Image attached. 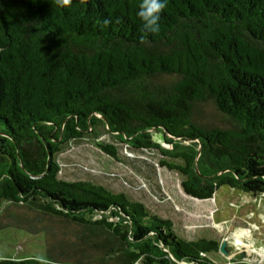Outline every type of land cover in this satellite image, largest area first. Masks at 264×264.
I'll list each match as a JSON object with an SVG mask.
<instances>
[{
  "label": "trees",
  "instance_id": "trees-1",
  "mask_svg": "<svg viewBox=\"0 0 264 264\" xmlns=\"http://www.w3.org/2000/svg\"><path fill=\"white\" fill-rule=\"evenodd\" d=\"M139 3L0 0V227L41 233L52 264H248L217 263L216 240L178 235L123 193L58 178L59 152L103 124L156 150L194 199L264 194V0H167L147 35ZM203 105L227 125L202 122Z\"/></svg>",
  "mask_w": 264,
  "mask_h": 264
},
{
  "label": "rangeland",
  "instance_id": "rangeland-1",
  "mask_svg": "<svg viewBox=\"0 0 264 264\" xmlns=\"http://www.w3.org/2000/svg\"><path fill=\"white\" fill-rule=\"evenodd\" d=\"M197 115L204 123L227 125L210 105L201 106ZM152 139L165 148L169 147L162 136L153 131ZM97 143L113 145L118 159L103 153ZM56 159L60 166L58 178L63 181H90L113 193H123L130 200L142 203L157 216L170 219L176 233L188 240L207 238L219 244L227 242L225 250L228 253L211 255L217 263L235 260L264 264V259L259 260L260 257L245 248L239 250L231 242L235 228L244 224L252 228L255 244L264 247V211H259V205L264 204V201L252 195L246 199L242 192L228 187L219 188L208 200L191 198L182 190L181 175L159 165V161L164 158L156 150L132 149L118 141L116 135L107 131L103 124H99L92 134L66 145ZM259 197L264 198L263 195ZM249 211L253 213L247 215ZM221 218L227 221L226 224L222 223L224 227L221 230L211 226L212 221L219 222ZM0 223L9 222L3 219ZM251 223L257 226H251ZM54 230L57 235H62L69 234L72 229L64 223H55ZM64 237L70 238L69 235ZM45 240L41 233L31 234L16 225L9 228L1 226L0 255L14 258L44 255ZM241 253H244L243 257Z\"/></svg>",
  "mask_w": 264,
  "mask_h": 264
},
{
  "label": "clouds",
  "instance_id": "clouds-1",
  "mask_svg": "<svg viewBox=\"0 0 264 264\" xmlns=\"http://www.w3.org/2000/svg\"><path fill=\"white\" fill-rule=\"evenodd\" d=\"M62 2L67 4L70 0H62ZM166 6L167 0H140L136 15L140 19L142 30L146 35L159 33L161 13ZM103 24L107 27L110 21L104 20ZM34 259L37 264H52V261L43 255L36 256ZM178 264H181V262H178Z\"/></svg>",
  "mask_w": 264,
  "mask_h": 264
},
{
  "label": "bare ground",
  "instance_id": "bare-ground-1",
  "mask_svg": "<svg viewBox=\"0 0 264 264\" xmlns=\"http://www.w3.org/2000/svg\"><path fill=\"white\" fill-rule=\"evenodd\" d=\"M214 226L220 230L222 227H224L223 224H214ZM231 242L239 250L245 248L249 253H254V256H257L258 258L260 257L259 260L264 259V247L260 244H255V241L252 239L251 233L248 230H244L243 228H235L232 233Z\"/></svg>",
  "mask_w": 264,
  "mask_h": 264
},
{
  "label": "crops",
  "instance_id": "crops-1",
  "mask_svg": "<svg viewBox=\"0 0 264 264\" xmlns=\"http://www.w3.org/2000/svg\"><path fill=\"white\" fill-rule=\"evenodd\" d=\"M239 192V191H238ZM241 192V191H240ZM243 193V192H242ZM244 194V197L246 198V199H248V196H249V194H246V193H243ZM253 197H255V196H253ZM255 199H259V200H262V201H264V198L262 197H259V196H256L255 197ZM245 200V199H244ZM259 211H264V204H260L259 205ZM213 212V211H212ZM251 213H253L252 211H249V212H247V215H250ZM223 220H226L225 218H221V220H219V222H214V221H212V227H214L213 225L214 224H222V223H224L225 222V224H226V222L227 221H223ZM252 225H254V226H257L255 223H251V226ZM236 228H243L244 230H248L250 233H251V237H252V239L254 240V237H253V235H252V228H250L249 226H247V225H244V224H240V226L239 227H236ZM255 241V240H254ZM261 245V244H260Z\"/></svg>",
  "mask_w": 264,
  "mask_h": 264
},
{
  "label": "water",
  "instance_id": "water-1",
  "mask_svg": "<svg viewBox=\"0 0 264 264\" xmlns=\"http://www.w3.org/2000/svg\"><path fill=\"white\" fill-rule=\"evenodd\" d=\"M261 195H263L264 196V194H260V195H256V194H254L253 196H261ZM192 198V197H191ZM197 200V199H196ZM225 246H226V243L223 241V242H221L220 243V245H219V252H224V253H228V251H226L225 250ZM244 256V253H241V257H243Z\"/></svg>",
  "mask_w": 264,
  "mask_h": 264
}]
</instances>
